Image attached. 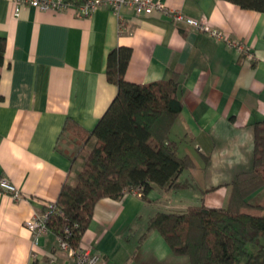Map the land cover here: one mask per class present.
Here are the masks:
<instances>
[{
  "label": "crops",
  "instance_id": "obj_1",
  "mask_svg": "<svg viewBox=\"0 0 264 264\" xmlns=\"http://www.w3.org/2000/svg\"><path fill=\"white\" fill-rule=\"evenodd\" d=\"M154 1L206 20L249 46L255 59L165 9L139 15L128 6L119 12L102 6L83 16L73 6L54 11L23 5L17 16L10 0H0V36L6 38L0 179L7 177L21 192L16 199L0 189V264L71 263L55 232L41 234L34 244L25 221L57 201L64 182L81 168L77 154L84 135L64 128L71 121L90 131L109 107L118 88L108 81L107 55L118 46L133 50L128 81L148 83L180 72L183 108L171 138L180 154L193 158L194 166L180 176L186 184L180 189L193 195L173 203L166 198L172 191L156 186L148 200L135 193L103 197L81 244L109 264H189L187 256L173 254L158 230L140 244L150 218L202 201L224 207L233 180L252 169L255 126L264 122V12L229 0ZM261 193L264 188L249 201L261 204Z\"/></svg>",
  "mask_w": 264,
  "mask_h": 264
},
{
  "label": "trees",
  "instance_id": "obj_2",
  "mask_svg": "<svg viewBox=\"0 0 264 264\" xmlns=\"http://www.w3.org/2000/svg\"><path fill=\"white\" fill-rule=\"evenodd\" d=\"M229 1L264 12V0ZM5 49L6 38L0 36V66ZM132 53L129 46H118L107 55V78L118 91L96 126L84 131L68 121L64 128V133L84 135L77 154L82 165L62 185L48 225L58 236L66 237L68 229L74 247L81 244L101 198L118 199L142 187L141 197L148 200L156 186L165 192L180 189L186 185L181 174L194 166L193 158L180 154L171 138L183 108L180 72L148 83L128 81ZM262 187L264 122L255 126L253 167L233 180L226 206L210 207L202 201L185 211H159L150 218L140 244L158 230L173 254L187 256L189 264H264V204L248 198Z\"/></svg>",
  "mask_w": 264,
  "mask_h": 264
},
{
  "label": "built area",
  "instance_id": "obj_3",
  "mask_svg": "<svg viewBox=\"0 0 264 264\" xmlns=\"http://www.w3.org/2000/svg\"><path fill=\"white\" fill-rule=\"evenodd\" d=\"M14 4V14L19 15L23 5H30L39 10L61 11L69 6L75 7L78 14L83 16L91 15L95 10L102 6H107L112 10H119L128 6L133 8L136 14H151L155 9H165L175 19L186 22L197 30H202L210 34L217 40L223 41L226 45L240 54L246 55L249 60H254L255 55L252 49L241 41H237L227 35L224 31L217 29L206 20H199L184 16L174 9H167L161 2L154 0H84L80 4H75L73 0H10ZM0 189L11 194L14 198L21 197L19 188L13 184L7 177L0 179ZM127 193L142 194V187L132 189ZM56 209V201L48 203L46 210L35 213L25 221V227L32 233L34 244L38 242L41 234L50 230L48 221ZM67 236L69 230L66 229ZM66 237L58 236L60 248L67 253L70 258V264H109L100 254L93 250L92 246L80 244L77 247L71 245Z\"/></svg>",
  "mask_w": 264,
  "mask_h": 264
},
{
  "label": "rangeland",
  "instance_id": "obj_4",
  "mask_svg": "<svg viewBox=\"0 0 264 264\" xmlns=\"http://www.w3.org/2000/svg\"><path fill=\"white\" fill-rule=\"evenodd\" d=\"M79 160H82L81 156L79 157ZM194 186H196V185H194ZM262 188H264V187H262ZM262 188H260L259 190H262ZM192 192H195L194 189H191V193ZM196 194H197V196L198 195L201 196L202 193L198 189H196ZM256 194H259V193H256ZM182 195H184L187 199H192L191 197H192L193 193L189 194L186 191H184L183 189H177V190H172L171 195H167L166 198L169 199V201L174 203L176 200L179 201V199L181 198ZM261 195L262 196L260 197V199H261L260 203L264 204V193H261ZM253 196H255V195H253ZM166 205H168V204H166Z\"/></svg>",
  "mask_w": 264,
  "mask_h": 264
}]
</instances>
